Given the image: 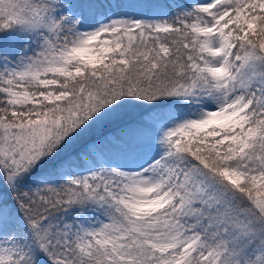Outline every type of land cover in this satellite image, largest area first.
<instances>
[{
	"label": "snow or ice",
	"instance_id": "6c2138e0",
	"mask_svg": "<svg viewBox=\"0 0 264 264\" xmlns=\"http://www.w3.org/2000/svg\"><path fill=\"white\" fill-rule=\"evenodd\" d=\"M0 264H264V0H0Z\"/></svg>",
	"mask_w": 264,
	"mask_h": 264
}]
</instances>
